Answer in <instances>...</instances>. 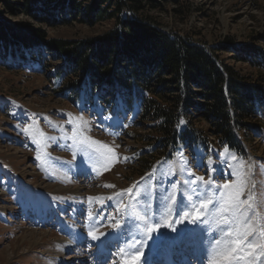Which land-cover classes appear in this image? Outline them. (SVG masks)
Masks as SVG:
<instances>
[{"label": "rangeland", "instance_id": "1", "mask_svg": "<svg viewBox=\"0 0 264 264\" xmlns=\"http://www.w3.org/2000/svg\"><path fill=\"white\" fill-rule=\"evenodd\" d=\"M6 1L23 0H0L5 19L50 38H94L114 23L40 22ZM153 14L205 47L264 51V0H181ZM49 54L0 61V264H264V94L257 124L239 133L245 154L219 148L204 120L202 141L166 147L134 92L130 106L118 96L103 106L101 85L81 88ZM216 54L260 75L238 52ZM78 185L84 193L67 190Z\"/></svg>", "mask_w": 264, "mask_h": 264}, {"label": "trees", "instance_id": "2", "mask_svg": "<svg viewBox=\"0 0 264 264\" xmlns=\"http://www.w3.org/2000/svg\"><path fill=\"white\" fill-rule=\"evenodd\" d=\"M179 1H6V10H21L40 22L57 18L67 24L71 17L92 25L109 20L114 23L112 29L94 38H50L43 28L5 19L6 13L0 8V61L3 64L10 56L21 62L36 50L48 52L63 58L81 88L96 91L101 85L104 94H99L98 102L103 106L111 104L116 96L130 106L134 92L142 119L156 122L161 146L172 147L177 139L183 143L202 141V129L195 127V122L204 120L219 148L245 154L239 133L252 129L259 118L256 102L264 94L258 83L264 61L259 58L264 51L250 44L208 48L190 37L165 31L153 12ZM225 49L238 52L240 60L262 69L258 78L249 80L232 65L220 61L216 53ZM66 84L72 87L74 81L67 80ZM108 89L111 94L105 93Z\"/></svg>", "mask_w": 264, "mask_h": 264}, {"label": "bare ground", "instance_id": "3", "mask_svg": "<svg viewBox=\"0 0 264 264\" xmlns=\"http://www.w3.org/2000/svg\"><path fill=\"white\" fill-rule=\"evenodd\" d=\"M26 172V171H25ZM83 186H80V185H78V186H74V187H71V188H67V190L69 191V192H71V193H74V194H82V193H84V191H83ZM61 190H64V188H61ZM26 236V235H25ZM24 239V238H23ZM82 239V237L81 236H78V238H77V240L76 241H72V242H70V241H68L67 239H62V242H63V245L62 246H71V245H73V244H75V243H79L80 242V240ZM165 249H163V252L161 253V254H167L169 251V246H170V244H168V243H165ZM61 258V256H57V257H55V259H60ZM160 259V258H159ZM188 260V259H187ZM164 263V262H163Z\"/></svg>", "mask_w": 264, "mask_h": 264}, {"label": "snow or ice", "instance_id": "4", "mask_svg": "<svg viewBox=\"0 0 264 264\" xmlns=\"http://www.w3.org/2000/svg\"><path fill=\"white\" fill-rule=\"evenodd\" d=\"M224 187L227 188L228 185L225 184ZM196 215L198 216V215H199V212H197ZM237 243L239 244V242H237ZM252 247L254 248V246H252ZM232 251L235 252V251H237V249H233ZM231 256H232V253H227V254L225 255V259L228 260Z\"/></svg>", "mask_w": 264, "mask_h": 264}]
</instances>
